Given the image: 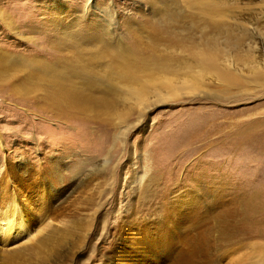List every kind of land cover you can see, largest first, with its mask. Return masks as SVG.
<instances>
[{
    "label": "rangeland",
    "instance_id": "obj_1",
    "mask_svg": "<svg viewBox=\"0 0 264 264\" xmlns=\"http://www.w3.org/2000/svg\"><path fill=\"white\" fill-rule=\"evenodd\" d=\"M172 1L177 12L183 13L181 24L188 19L194 24L191 31L184 23L181 37L199 39L216 22L237 27L235 32L242 37L244 27L251 30L253 42L248 36L242 38L238 53L243 58L254 55L264 63V0ZM91 2L85 20L92 29L109 25L111 19L100 11L109 8L116 16L113 26L118 27L113 32L128 45L133 46L135 37L139 42L150 40L155 2ZM86 4L87 0H0V12L9 13L20 32H9L0 23V50L39 51L40 40L31 41L46 34L53 41L49 31L58 28L55 23L81 17ZM165 19L163 28L168 23ZM26 36L32 40L26 41ZM235 58L230 56L235 69L229 86L198 70L191 80L197 84L194 89L151 104L143 110L139 123L136 113H131L127 128L97 121L63 124L41 119L37 109L27 108L20 99L9 103L6 93H0V213L11 216L10 227L0 224V249L19 248L25 263L31 264L35 260L32 251L50 230L47 225L51 222L77 243L69 264H93L102 241L119 234L120 226L129 227L128 238L133 233L138 239L146 236L145 248L153 247L156 254L165 253L166 248L179 251L183 245L176 240L182 237L178 222H183L186 210L194 208L197 215L189 218L191 228L185 243H198L199 233L206 243L208 234L214 237L225 232L224 219L219 226L214 217L227 215L225 225L230 232L243 234L244 242L257 245L255 251L263 250L262 259L245 249L240 264H263L264 81L253 64L244 66ZM252 120L263 124L249 130ZM55 164L65 181L55 176ZM180 204L187 209L179 208ZM18 222L24 225L21 232ZM195 243L186 246L190 252H197ZM171 255L177 258V253Z\"/></svg>",
    "mask_w": 264,
    "mask_h": 264
},
{
    "label": "bare ground",
    "instance_id": "obj_2",
    "mask_svg": "<svg viewBox=\"0 0 264 264\" xmlns=\"http://www.w3.org/2000/svg\"><path fill=\"white\" fill-rule=\"evenodd\" d=\"M91 1L87 0L86 7L81 11V17L72 16L71 19H66L67 21L62 19L55 23L58 28L51 29L49 32L52 33L51 37L54 40L59 39L57 42L49 41V34L43 35L42 39L34 38L33 41L30 36H26L25 40L31 41L32 44L40 40L39 51L20 54L0 50V93L1 95L6 93L9 103L20 99L24 101L22 105L28 106L27 108L37 109L41 119L50 118L63 124H70L73 121H97L109 127L116 124L127 128L130 125L127 121L129 122L131 113H136L138 122L143 110L151 104L170 101L177 97L181 90L194 89L193 87L197 84L191 80L196 77L198 70L203 72L202 74H211L218 81L221 80L229 86L228 84L234 80L231 70L235 69L230 56H235V62L240 61L244 66L253 64V69L258 75V72H261V80L264 81L262 72L264 63L260 60L261 58L257 59L254 55L243 58L238 53L243 43L242 38L248 36L250 42H253L250 36L251 30L248 31L242 27L240 30L242 37H240L235 32L237 27L234 29L228 23L216 22L214 26L211 23L213 27L203 32L199 39H193L190 35L181 37L179 31L182 27L186 29L184 23L187 22L191 31L194 30L191 20L188 23L189 16H185L188 20L182 25L180 21H182L183 13L181 16L177 12L172 3L174 1L167 0V3H163L162 0H158L157 4L156 1L151 0L156 4H153L152 10L155 19L149 23L150 40L139 42V38L135 37V42L131 46L132 44L128 45L122 36H117V32H113L118 27L117 24L113 26L116 23H114L116 16L114 17V13L109 8L100 10L101 14L111 19L109 25L101 28L96 26L95 29L90 27L91 24H88L85 19L88 20V14L91 13L89 10L93 7ZM207 7L204 8L207 9ZM208 9L212 7L209 6ZM164 17L168 20L165 28L162 26L166 20ZM78 18L82 20L78 22ZM0 23L7 31L20 35V32L15 30L16 27L13 26L14 22L9 13L0 12ZM113 34L115 36H112ZM197 81L199 83L198 79ZM259 124H263V121H253L248 125L249 130H253ZM54 168L55 176L58 175L61 181H65L56 164ZM184 207L187 209L185 205H179V208ZM194 211V208L186 210L183 222L177 223V230L182 237L178 236L176 240L183 245L181 250L166 248L165 253L156 254L153 247H148V250L145 248L146 236L142 235L143 237L138 239V236L135 237L133 233L129 236L130 239L128 238L129 227L120 226L117 229L120 231L119 234L111 235L108 242L102 241L103 245H100L95 252L97 259L91 263L219 264V261H222V264H240L245 256V249L250 253L258 254V258H262L263 250L255 251L257 245L255 247L254 244L249 243L250 241L244 242L243 234L230 232L229 225H225L228 216L224 217L221 214L214 218L218 225L224 219L225 232H220L218 229L219 233L214 234V237L206 233L208 234L206 243L204 234L198 232L199 236L196 238L198 243H195L194 239L190 242L195 243V250L198 253L190 252L189 245L192 244L185 241L189 237L186 231L191 228L189 218L197 215ZM3 212L0 213V224L10 227L11 216ZM204 217L206 218V215ZM205 223L207 220L203 222ZM18 224L17 231H23V223L18 222ZM47 226L50 230L34 247L31 257L35 260L31 264H64L67 261H73L76 254L73 251L77 246L76 241L69 235H67L68 238L59 226H54L51 222ZM104 238H107L106 233ZM212 240H215L218 245H214ZM126 241L135 243L128 245ZM172 252L177 253L176 259L171 255ZM0 264L26 263L20 254V249L16 248L6 251L0 249Z\"/></svg>",
    "mask_w": 264,
    "mask_h": 264
}]
</instances>
